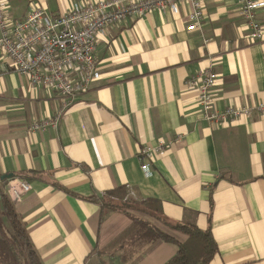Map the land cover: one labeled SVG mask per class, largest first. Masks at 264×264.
<instances>
[{
    "label": "crops",
    "instance_id": "crops-1",
    "mask_svg": "<svg viewBox=\"0 0 264 264\" xmlns=\"http://www.w3.org/2000/svg\"><path fill=\"white\" fill-rule=\"evenodd\" d=\"M2 1L7 18L19 20L36 6L58 14L89 0ZM202 3L193 31L186 30L187 2L176 12L152 10L105 27L96 37L98 78L62 111L56 127L29 128L56 115L59 93L32 85L0 58V173L13 174L6 186L29 177V190L14 206L43 264L171 258L176 244L145 242L134 217L178 242L187 236L149 212L116 209L99 220L101 203L90 197L120 187L132 201L156 200L165 221L208 230L217 245L209 264H264V114L251 109L210 123L186 86L209 68L218 77L215 110L264 102V6L256 11L263 35L252 42L237 0ZM160 141L162 149L143 159L152 172L146 176L139 154Z\"/></svg>",
    "mask_w": 264,
    "mask_h": 264
},
{
    "label": "built area",
    "instance_id": "built-area-1",
    "mask_svg": "<svg viewBox=\"0 0 264 264\" xmlns=\"http://www.w3.org/2000/svg\"><path fill=\"white\" fill-rule=\"evenodd\" d=\"M239 16L245 22L252 42L262 38L263 28L256 17V11L264 6L263 0H237ZM187 2V31L200 27L204 14L202 0H89L76 2L66 12L51 14L42 7L29 10L24 18L9 20L4 3L0 0V58L7 59L9 65L34 85L50 86L62 98L61 107L55 116L33 121L31 130L56 127L62 111L71 105L76 97L89 88L98 78L95 56L96 37L103 29L127 17H139L152 10L169 8L176 12L179 3ZM217 73L209 68L186 79V86L197 93V105L204 118L210 123L233 121L251 113V109L264 114V102L254 107L226 106L222 111L213 108L212 89L217 81ZM175 139H180L178 136ZM163 142L157 146L146 145L139 158L141 170L146 176L152 174L150 159L161 150ZM30 188L23 181L18 186L7 185V194L18 201Z\"/></svg>",
    "mask_w": 264,
    "mask_h": 264
},
{
    "label": "trees",
    "instance_id": "trees-1",
    "mask_svg": "<svg viewBox=\"0 0 264 264\" xmlns=\"http://www.w3.org/2000/svg\"><path fill=\"white\" fill-rule=\"evenodd\" d=\"M0 173V210L2 211V220H0V264H43L36 249L34 248L26 230L25 222L20 214L16 211L14 203L6 192L5 186L9 179L1 178ZM22 181H28V175H19ZM118 191H122L121 198H127V191L120 187L118 189L106 191L102 197L92 201H99L101 210L99 220L103 219L106 211L116 209L113 202L106 201V197L116 198ZM116 194V195H115ZM125 194V195H124ZM156 200L142 201L141 204L151 207L155 205ZM143 208V207H142ZM149 212L151 217L162 222L170 229L179 231L187 237L183 242H178L171 235L161 230L153 223L142 219H136L134 222L142 229V237L145 242L161 240L174 243L177 246L175 254L163 264H209L217 252V245L208 230L199 229L194 224H183L180 222H168L163 218L160 208L156 205L154 210ZM145 211L144 209H142Z\"/></svg>",
    "mask_w": 264,
    "mask_h": 264
},
{
    "label": "rangeland",
    "instance_id": "rangeland-1",
    "mask_svg": "<svg viewBox=\"0 0 264 264\" xmlns=\"http://www.w3.org/2000/svg\"><path fill=\"white\" fill-rule=\"evenodd\" d=\"M116 194L118 195L116 198L106 197L105 199H106V201L113 202V206L112 207H116L117 210L123 211L124 213H128V214L132 213V215H134V216H137L139 214L137 210L144 209L145 210L144 212H147L146 208L148 209L149 207H147L146 205L141 204V202L139 203V202H136V201H132V199H128V198L123 199V198H121V196L123 195L122 191H119ZM150 206H151L149 208L150 211L155 209L153 205H150ZM116 209H113V210H116ZM109 211H111V210H109ZM106 212H108V211H106ZM141 218L146 219L147 216L145 215V216H143ZM0 220H2V211L1 210H0ZM151 220H152V217H151Z\"/></svg>",
    "mask_w": 264,
    "mask_h": 264
},
{
    "label": "water",
    "instance_id": "water-1",
    "mask_svg": "<svg viewBox=\"0 0 264 264\" xmlns=\"http://www.w3.org/2000/svg\"><path fill=\"white\" fill-rule=\"evenodd\" d=\"M12 177H13V174H12V173L3 174V175L1 176L2 179H3V178L11 179Z\"/></svg>",
    "mask_w": 264,
    "mask_h": 264
}]
</instances>
